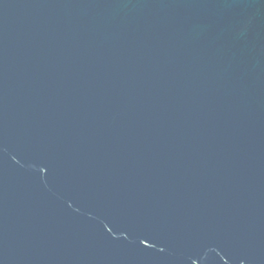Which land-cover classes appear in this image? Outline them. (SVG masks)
<instances>
[{
	"label": "water",
	"instance_id": "95a60500",
	"mask_svg": "<svg viewBox=\"0 0 264 264\" xmlns=\"http://www.w3.org/2000/svg\"><path fill=\"white\" fill-rule=\"evenodd\" d=\"M0 264H264V0H0Z\"/></svg>",
	"mask_w": 264,
	"mask_h": 264
}]
</instances>
